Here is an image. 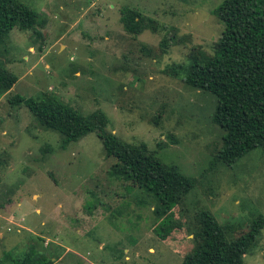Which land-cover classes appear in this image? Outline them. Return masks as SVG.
<instances>
[{"label":"rangeland","instance_id":"1","mask_svg":"<svg viewBox=\"0 0 264 264\" xmlns=\"http://www.w3.org/2000/svg\"><path fill=\"white\" fill-rule=\"evenodd\" d=\"M21 1L38 12L43 35L15 27L0 46V60L19 77L0 94V264L32 248L51 264H181L195 245L198 211L233 225L230 239L264 215L261 147L231 165L215 162L224 136L213 121L217 99L173 70L194 50L213 53L224 31L214 10L223 0ZM124 7L140 11L148 28L129 33ZM15 93H56L86 115L102 109L108 131L146 142L165 164L195 177L172 210L180 227L163 239L167 214L161 218L152 194L114 173L121 161L106 154L99 133L63 148L59 132L10 103ZM245 261L264 264V227Z\"/></svg>","mask_w":264,"mask_h":264},{"label":"trees","instance_id":"2","mask_svg":"<svg viewBox=\"0 0 264 264\" xmlns=\"http://www.w3.org/2000/svg\"><path fill=\"white\" fill-rule=\"evenodd\" d=\"M214 14L223 22L224 31L213 53L194 50L188 64L173 70L177 74L185 70L189 85L216 97L213 121L223 129L224 136L214 160L231 165L256 148L261 147L264 153V1L223 0ZM122 15L129 33L139 34L148 28L140 11L124 7ZM38 18V12L21 0H0V46L15 27L42 36L36 26ZM149 21V27L155 28V21ZM18 79L0 60V94L10 92ZM10 103L25 105L41 126L59 132L63 148L88 133H99L106 154L121 161L114 173L152 194L161 218L167 214L161 227L163 239L180 227H175L172 210L195 188L197 179L175 165L165 164L146 142H127L108 131L110 119L104 110L83 114L56 93H44L40 98L15 93ZM2 203L0 200L1 208ZM194 224L195 245L181 264H246V254L264 227V215L259 214L250 229L234 239L229 237L234 226L221 224L209 210L198 211ZM43 254L32 248L14 264H51L52 257Z\"/></svg>","mask_w":264,"mask_h":264},{"label":"crops","instance_id":"3","mask_svg":"<svg viewBox=\"0 0 264 264\" xmlns=\"http://www.w3.org/2000/svg\"><path fill=\"white\" fill-rule=\"evenodd\" d=\"M38 211H41V210H38ZM167 241V240H166Z\"/></svg>","mask_w":264,"mask_h":264}]
</instances>
